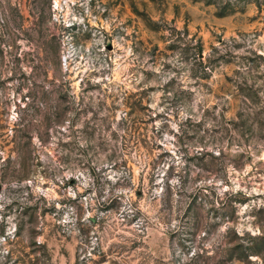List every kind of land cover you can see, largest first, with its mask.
<instances>
[{"label":"rangeland","instance_id":"1","mask_svg":"<svg viewBox=\"0 0 264 264\" xmlns=\"http://www.w3.org/2000/svg\"><path fill=\"white\" fill-rule=\"evenodd\" d=\"M0 264H264V0H0Z\"/></svg>","mask_w":264,"mask_h":264},{"label":"trees","instance_id":"2","mask_svg":"<svg viewBox=\"0 0 264 264\" xmlns=\"http://www.w3.org/2000/svg\"><path fill=\"white\" fill-rule=\"evenodd\" d=\"M121 198H122L121 193H119L118 195H115V196H114V200H115L116 203L120 202ZM125 205L128 206V207L125 209L126 212H125L124 215L122 216V220H123V221H124V220H127V221H129V222H133V221H135L136 218H137V215H138V213H139L138 209H136V208L133 206V204H132L131 201H127V203H126ZM192 206H193V205H192V204L190 205V203H187V204H186V207L191 208ZM103 208H105V210L110 209V207L107 206V203H106V202H105V205H103ZM92 221H94V219H92Z\"/></svg>","mask_w":264,"mask_h":264}]
</instances>
